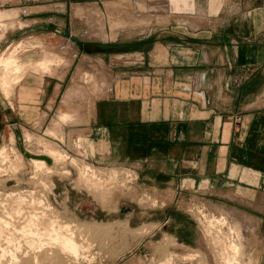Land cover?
<instances>
[{"label":"rangeland","instance_id":"1","mask_svg":"<svg viewBox=\"0 0 264 264\" xmlns=\"http://www.w3.org/2000/svg\"><path fill=\"white\" fill-rule=\"evenodd\" d=\"M261 1L0 0V10L13 16L0 21V54L19 44L20 62L31 64L9 96L0 86V147L6 143L8 147L0 170L9 169L0 173V209L11 208L0 214L7 217L11 210L15 215L21 208L24 218L32 215L34 206L39 214L46 209L42 226L48 227L51 217L73 226L75 240L85 248L79 258L45 248L38 259L31 252L24 255L26 239L16 233L19 237L10 243L2 237L3 249L19 251L22 264H224L222 254L230 252V224L242 236L238 259L244 264H264V114L255 120L258 129L248 166L251 174L261 171V178L236 182L246 179L234 166L228 173L235 182L227 183L225 176L227 184L220 183L215 187L219 190L212 191L205 181L201 191L189 190L181 197H164L153 183H137L134 168L107 158L103 154L107 146L95 141L87 127L99 99L116 80L113 69L125 68L135 58H150L156 42L154 56L163 61L167 48L159 43L190 44L209 35L212 27L241 33L243 14L250 7L256 10ZM232 14L234 19L229 17ZM48 56L55 59L47 72L35 66ZM251 62L245 72L251 74L247 89L255 98L253 105L264 112V54L252 55ZM64 113L67 120L63 123ZM241 114L235 116L236 122L242 120ZM52 147L67 157L58 161L47 152ZM16 154L22 165L15 163ZM34 160L45 161L51 171L35 172ZM8 163L19 166L10 170ZM86 165L88 173L104 184L102 193L81 179L80 168ZM19 194L34 196H23L31 207L18 202ZM22 217L18 229L25 221ZM216 217L229 223L223 226ZM211 219L214 226L208 222Z\"/></svg>","mask_w":264,"mask_h":264},{"label":"crops","instance_id":"2","mask_svg":"<svg viewBox=\"0 0 264 264\" xmlns=\"http://www.w3.org/2000/svg\"><path fill=\"white\" fill-rule=\"evenodd\" d=\"M256 7L243 14L241 33L212 27L209 35L197 32L200 38L190 44L159 43L167 48L163 61L154 56L156 42L150 58L113 69L116 80L99 99L87 127L95 141L107 146V158L134 168L137 183H153L164 197H181L201 191L205 181L212 191L230 179L235 182L229 177L234 166L247 180L236 182L261 178V171L251 174L248 166L255 120L264 112L253 105L247 89L251 74L245 75L252 55L264 54V1ZM241 112L242 120L236 122Z\"/></svg>","mask_w":264,"mask_h":264},{"label":"bare ground","instance_id":"3","mask_svg":"<svg viewBox=\"0 0 264 264\" xmlns=\"http://www.w3.org/2000/svg\"><path fill=\"white\" fill-rule=\"evenodd\" d=\"M12 16V12H9V11H2L0 10V21L4 18H9ZM13 17V16H12ZM11 17V18H12ZM6 18V19H7ZM69 46V44H68ZM19 47V44L11 47L8 49V52H4L2 54H0V86L2 87V90L3 92H5L8 96L10 93H12L11 91L13 90V87L14 85H16L17 83L20 82V80L22 79V76L26 73V71L28 70L29 67H31V64L32 62L28 63L30 65H25L23 62H20L21 60H19L18 58V49ZM55 57V56H54ZM53 57V58H54ZM53 58H50V56L48 57H45L43 58L42 60H40L39 62H37V64H35L36 67H40L42 68L41 70L47 72L48 68H49V65L51 64V61L53 60ZM55 59V58H54ZM54 61V60H53ZM4 93V94H5ZM5 94V95H6ZM7 96V97H8ZM70 117V116H69ZM61 121L65 122L67 120V113L65 114H61V117H60ZM63 122V123H64ZM52 131V130H51ZM55 133V132H54ZM31 137V136H30ZM29 138V137H28ZM79 146V144L77 145V147ZM7 147V143H6V146L3 145L0 147V158H3L2 160L0 159V161H5L7 160V155H6V148ZM12 147V146H11ZM48 148V147H47ZM51 148V147H49ZM53 148V147H52ZM81 148V147H80ZM82 149V148H81ZM80 149V150H81ZM49 150V154L51 156H54V158H56L58 161L61 160V159H65L67 157V154L63 153L62 150H57V149H47V152ZM11 151V150H10ZM16 153V152H14ZM7 154H8V150H7ZM19 155V154H18ZM16 154V164L19 163V165H22V160H21V156H18ZM9 156V155H8ZM14 156V155H13ZM13 160V159H12ZM56 160V161H57ZM74 160V159H73ZM9 164L8 163V166L10 168V170H14L17 166L16 164ZM14 165V166H13ZM33 165L36 169L35 172L39 173L38 171H40L41 169L43 170V168H46L47 171H49L50 169L46 166V163L45 161H42V160H34L33 161ZM12 166V167H11ZM87 166V165H86ZM83 167V168H80L82 169L81 171V179L83 178L85 180L86 183H88V187L89 185L92 187H94L96 189V192L98 191L99 193H102L105 188L104 187V184H102L101 180L99 179L98 181L95 180V178L93 177H96V176H93L92 174L90 175L87 171L88 168H90L89 166L87 167ZM18 168V167H17ZM8 168L7 169H4V170H0V173L1 171H4V173L8 172ZM15 171V170H14ZM51 171V170H50ZM34 173V172H33ZM37 173L35 174L37 176ZM13 174V173H12ZM88 174V175H87ZM34 175V174H33ZM3 176V175H2ZM14 176V175H13ZM35 176V177H36ZM15 177V176H14ZM98 177V176H97ZM16 178V177H15ZM93 178V179H92ZM7 179V178H6ZM18 179H16L17 181ZM83 180V182H84ZM8 181V180H7ZM19 182V181H18ZM4 184V183H3ZM87 185V184H86ZM87 187V188H88ZM90 188V187H89ZM93 189V188H92ZM90 190V189H89ZM94 190V189H93ZM11 193V191H10ZM15 193V192H14ZM29 193V192H28ZM16 194H18L16 192ZM16 194H13L15 197H16ZM27 194V192H26ZM30 194H33L30 193ZM12 195V194H11ZM12 195V196H13ZM28 195V194H27ZM27 195L23 194V196H26V198H32V195L31 197H27ZM104 195V193H103ZM19 197L17 198L18 202L20 204H23L22 202L24 201L25 203V200L22 196V194H19L18 195ZM34 197V196H33ZM12 198V197H11ZM25 198V199H26ZM13 199V198H12ZM34 199V198H33ZM36 199V198H35ZM34 199V200H35ZM112 199V198H111ZM29 200V199H28ZM32 201V199H30ZM38 200V199H37ZM37 200L35 202H37ZM114 200V199H113ZM4 201V200H3ZM10 201H14L13 200H10ZM8 201V202H10ZM15 201H16V198H15ZM1 202V201H0ZM6 202V201H5ZM7 202V203H8ZM30 202V201H29ZM28 205L30 203H28V201L26 202ZM25 203V204H26ZM38 203V202H37ZM17 205V203H15ZM34 205V204H32ZM7 206V205H6ZM6 206L4 207V209L6 208ZM30 206V205H29ZM40 206V205H39ZM1 207V206H0ZM3 207V206H2ZM21 207V206H19ZM22 207L24 208V206L22 205ZM31 207V206H30ZM35 209L38 207L37 206H34ZM41 208V207H40ZM43 208V207H42ZM8 209H11V208H8ZM7 209V210H8ZM26 209V208H25ZM23 209V210H25ZM36 209V210H37ZM2 210L1 212H4V213H7V210L5 212V210L3 211V209H0ZM27 210V209H26ZM35 210V211H36ZM42 210V209H41ZM45 213H46V209H44ZM33 211H34V208H33ZM31 212L30 214V217L25 215V221H24V225L22 224V226L18 229L16 227V225L18 226V222L19 220L21 219V217L25 214H23V212L21 211V208L18 209L16 212H15V215L14 213H11V210H9L8 212V216L6 217L4 213H1L3 214L2 216H5V217H0V243L1 242V239L2 237L4 238V240H6L7 242H12L14 241V238H18L19 236H21V240L23 239H26V242H23V245L26 243V245L28 246V249L25 250L27 251L26 254H24V252H22L25 256L26 255H29L28 252H31L32 254H35L37 255V258L39 259V257L41 255H43V253H41L43 251V249L45 248H48L49 250H55L57 249L58 252L61 251L62 253H66L68 255H72L74 257H77L79 258L80 256V252L81 250L83 251L85 248L84 246H81L77 241L78 240H75V236L77 234L74 235V231L75 229L73 228V230L71 229L72 227L69 225V224H65V225H61V223L59 224L58 220L56 219H52L51 217V221L49 224L48 227H44L42 226L43 225V220L45 219V214L44 212L40 213L39 212ZM38 211V210H37ZM28 212V211H27ZM48 212H49V209H48ZM29 213V212H28ZM0 214V215H1ZM52 214H50L51 216ZM46 216H49L48 214ZM49 216V217H50ZM29 217V218H28ZM54 217V216H53ZM24 218L22 217V219L24 220ZM47 220H48V217H47ZM45 220V221H47ZM50 220V219H49ZM49 222V221H47ZM209 224L210 225H213V219H211L210 221L208 220ZM216 222H219V223H222V225L224 223H229L228 221H226V219H223L222 218H217L216 217ZM208 224V225H209ZM214 226V225H213ZM224 226V225H223ZM210 227V226H207V228ZM217 227V226H215ZM230 230V233H229V253H228V249L227 250H224L226 251V253L222 254V256H224V264H244L240 261V259H238V257H240V255H242L241 251H242V236L240 235V232H239V229L234 227L233 225H228L227 226ZM212 228V227H211ZM227 228V229H228ZM214 229V228H213ZM73 231V232H72ZM81 232V231H80ZM16 233L17 235H19L18 233H20L21 235L19 236H16ZM242 234V233H241ZM227 235V234H226ZM23 236V238H22ZM15 238V239H16ZM18 240V239H17ZM16 240V241H17ZM17 242H20L19 240ZM5 243V242H4ZM3 244V243H2ZM21 243H19L20 245ZM11 245V244H10ZM19 245H17L19 247ZM25 245V246H26ZM21 246V245H20ZM223 246V245H222ZM2 245H0V249H1ZM22 247V246H21ZM13 248V247H11ZM84 248V249H83ZM7 249V248H6ZM6 249H1V255H0V264H22L24 262L21 263V258H24V257H21L19 256V251H11L10 247V251L9 250H6ZM46 249V251L48 250ZM22 250V248H21ZM45 251V250H44ZM43 251V252H44ZM41 254V255H40ZM40 255V256H38ZM46 255V254H45ZM54 255V254H53ZM44 256V255H43ZM8 257V259H7ZM57 257V256H56ZM69 257V256H68ZM82 257V256H81ZM36 258V259H37ZM45 258V257H44ZM58 258V257H57ZM222 258V257H221ZM222 258V259H223ZM53 259V257H52ZM50 260V259H49ZM24 261V260H23ZM45 261V260H44ZM51 261V260H50ZM52 262V261H51ZM54 262V261H53ZM39 263V262H38ZM223 264V263H222Z\"/></svg>","mask_w":264,"mask_h":264}]
</instances>
